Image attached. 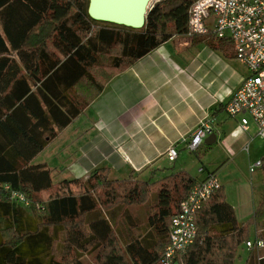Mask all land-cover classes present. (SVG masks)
<instances>
[{
	"label": "trees",
	"instance_id": "1",
	"mask_svg": "<svg viewBox=\"0 0 264 264\" xmlns=\"http://www.w3.org/2000/svg\"><path fill=\"white\" fill-rule=\"evenodd\" d=\"M198 1L159 0L145 27L134 30L92 20L88 0H0V264H84L93 252L96 264H160L171 219L197 183L188 173L151 184L112 181L104 168L85 182L54 183L47 165L32 161L90 106L105 82L188 34ZM194 39L212 48L226 42L212 35ZM84 88L92 96L78 93ZM13 192L30 206L21 210ZM155 198L147 220L132 217L130 207ZM252 222L254 239L220 188L197 214V241L172 264H241L239 248L252 240L245 264H264V248L257 247L264 243V191Z\"/></svg>",
	"mask_w": 264,
	"mask_h": 264
},
{
	"label": "crops",
	"instance_id": "2",
	"mask_svg": "<svg viewBox=\"0 0 264 264\" xmlns=\"http://www.w3.org/2000/svg\"><path fill=\"white\" fill-rule=\"evenodd\" d=\"M194 38L188 34L175 36L105 82L101 94L49 142L32 164L47 165L54 183L85 182L94 171L104 168L109 170L112 181L133 179L153 184L185 172L198 182L208 173L218 176L223 164L206 166L201 162L198 176L185 168L173 173L168 164L176 169L185 153H193L188 150L187 141L202 123L209 121L217 137L209 145L204 142L210 155L216 151L229 161L247 153L250 171L253 164L262 160L264 147H256V143L264 140L253 121L249 130L243 132L242 117L232 118L226 111L250 72L236 58L229 40L212 48ZM172 148L179 152L174 163L167 158ZM196 155L201 160L199 152ZM202 168L204 173H200ZM220 184L225 189L223 180ZM18 207L22 210V205ZM13 216L11 212L9 218L12 220ZM17 217L22 226V215ZM242 250L238 261L245 264L251 250L245 245ZM82 262L85 263L83 259Z\"/></svg>",
	"mask_w": 264,
	"mask_h": 264
},
{
	"label": "built area",
	"instance_id": "3",
	"mask_svg": "<svg viewBox=\"0 0 264 264\" xmlns=\"http://www.w3.org/2000/svg\"><path fill=\"white\" fill-rule=\"evenodd\" d=\"M188 35H212L233 44L236 58L248 68L250 76L228 102L226 111L232 118L242 117L243 132L249 130L253 121L259 137L264 140V0H199L190 11ZM211 134L213 125L209 121L202 123L187 141L188 150L197 153ZM178 157L175 148L167 153L171 163ZM261 168L262 161H257L250 171L254 173ZM204 172V168L200 169V173ZM220 188L215 173H208L204 180L196 183L171 219L169 244L160 264H172L178 255L187 253L194 245L198 238L197 214ZM12 199L25 208L30 206L21 193L13 192ZM246 247L251 250L253 242H247ZM257 247L263 249L264 243L259 242Z\"/></svg>",
	"mask_w": 264,
	"mask_h": 264
},
{
	"label": "rangeland",
	"instance_id": "4",
	"mask_svg": "<svg viewBox=\"0 0 264 264\" xmlns=\"http://www.w3.org/2000/svg\"><path fill=\"white\" fill-rule=\"evenodd\" d=\"M157 1L159 0H154L152 5ZM100 62L103 63L102 60H100ZM93 73L97 78H100V71L94 69ZM83 92L87 97L92 96V93L86 88L79 89L78 91L80 95H82ZM255 131V128H253L251 132L254 133ZM259 145L261 147H264V142L258 140L256 143V147H259ZM198 152L201 156V160H199L196 153L188 152L185 153L184 156L180 159L179 164L176 165V169L172 168L171 164H168V170H171L174 173L178 169L185 168L193 176H198L199 166H201L202 163L206 166H216L218 164H223L222 167H219L218 169V176L220 181L223 180L226 200L234 207L238 221L241 224L248 226V234L252 238H254L255 227L252 219L255 213L256 205L261 198V194L264 191L262 169H257L254 174L250 173L249 156L247 153H242L238 157V159H229V161H227V157H225L223 154H220L219 152L215 151L212 152V155H210V150L206 148V146H202L201 150H199ZM251 155H253V157L255 155L254 147L251 149ZM261 157L264 158V148L261 151ZM221 177H223L222 180ZM156 200V198L154 200L152 199L148 202L147 205L144 206L130 207L129 210L133 218L137 221L147 220L149 215H151L155 211ZM243 246L244 245L240 246L239 252L243 251ZM96 254L97 252H93L90 253V255L84 256V258H82L85 262L84 264H96ZM68 264H74V261L68 262Z\"/></svg>",
	"mask_w": 264,
	"mask_h": 264
},
{
	"label": "water",
	"instance_id": "5",
	"mask_svg": "<svg viewBox=\"0 0 264 264\" xmlns=\"http://www.w3.org/2000/svg\"><path fill=\"white\" fill-rule=\"evenodd\" d=\"M154 0H88V15L97 22L141 30L146 25L147 15ZM217 141L215 134L206 140Z\"/></svg>",
	"mask_w": 264,
	"mask_h": 264
}]
</instances>
